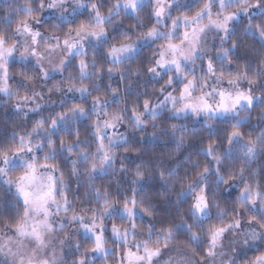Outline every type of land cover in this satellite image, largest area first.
Returning <instances> with one entry per match:
<instances>
[{"label": "clouds", "instance_id": "9594fccd", "mask_svg": "<svg viewBox=\"0 0 264 264\" xmlns=\"http://www.w3.org/2000/svg\"><path fill=\"white\" fill-rule=\"evenodd\" d=\"M0 264H264V0H0Z\"/></svg>", "mask_w": 264, "mask_h": 264}]
</instances>
